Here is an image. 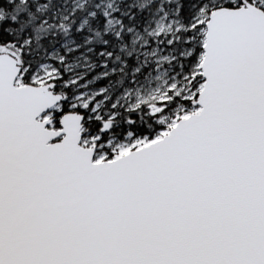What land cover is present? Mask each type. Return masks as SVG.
Masks as SVG:
<instances>
[{
	"label": "snow or ice",
	"instance_id": "1",
	"mask_svg": "<svg viewBox=\"0 0 264 264\" xmlns=\"http://www.w3.org/2000/svg\"><path fill=\"white\" fill-rule=\"evenodd\" d=\"M0 264H264V0H0Z\"/></svg>",
	"mask_w": 264,
	"mask_h": 264
}]
</instances>
